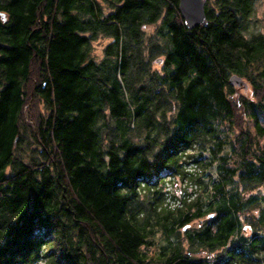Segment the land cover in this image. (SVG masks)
<instances>
[{
    "label": "trees",
    "instance_id": "obj_1",
    "mask_svg": "<svg viewBox=\"0 0 264 264\" xmlns=\"http://www.w3.org/2000/svg\"><path fill=\"white\" fill-rule=\"evenodd\" d=\"M107 2L0 0V264H264L255 0Z\"/></svg>",
    "mask_w": 264,
    "mask_h": 264
},
{
    "label": "rangeland",
    "instance_id": "obj_2",
    "mask_svg": "<svg viewBox=\"0 0 264 264\" xmlns=\"http://www.w3.org/2000/svg\"><path fill=\"white\" fill-rule=\"evenodd\" d=\"M101 4L103 5L104 12H110L111 7L110 4H108L107 0H99ZM251 21V30L252 31H263L264 32V0H255L254 4V9H253V14L250 18ZM158 25L154 24H148L145 26L144 30L147 35H152L157 32ZM111 41V38L109 37H99L95 42H94V52L98 57H102L104 54V49L107 46V44ZM162 62L163 59L159 58L155 61V67L158 68L159 70L162 67ZM244 93L250 94L251 90L249 86H246L243 89ZM261 208L260 206L255 207L252 209V213H248V216L251 217L252 215L254 218H258L261 214ZM213 215L207 216L202 219L195 220L191 223H189L186 227H184L183 230H188L190 229H199L201 228L205 222L206 219H210ZM250 223H247L245 225V232L247 235L250 234L251 230L253 229V225H249ZM185 245V251L195 257H216L218 253L221 252V249H216L214 251L210 250L209 248L206 247H201L198 246L197 244H189L187 241L184 242Z\"/></svg>",
    "mask_w": 264,
    "mask_h": 264
},
{
    "label": "water",
    "instance_id": "obj_3",
    "mask_svg": "<svg viewBox=\"0 0 264 264\" xmlns=\"http://www.w3.org/2000/svg\"><path fill=\"white\" fill-rule=\"evenodd\" d=\"M206 0H180V11L188 27L192 28L200 24H207ZM0 16L6 19L5 14Z\"/></svg>",
    "mask_w": 264,
    "mask_h": 264
}]
</instances>
